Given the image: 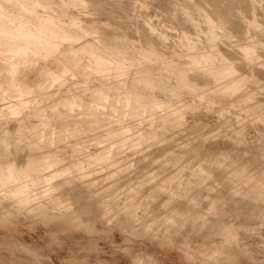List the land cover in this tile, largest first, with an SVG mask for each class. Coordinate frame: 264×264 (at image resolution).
I'll list each match as a JSON object with an SVG mask.
<instances>
[{
  "label": "clouds",
  "instance_id": "clouds-1",
  "mask_svg": "<svg viewBox=\"0 0 264 264\" xmlns=\"http://www.w3.org/2000/svg\"><path fill=\"white\" fill-rule=\"evenodd\" d=\"M0 264H264V0H0Z\"/></svg>",
  "mask_w": 264,
  "mask_h": 264
}]
</instances>
